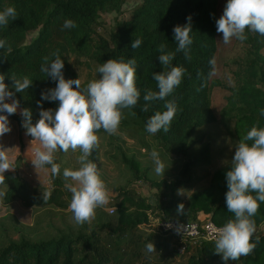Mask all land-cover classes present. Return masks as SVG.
Listing matches in <instances>:
<instances>
[{"label": "trees", "instance_id": "obj_1", "mask_svg": "<svg viewBox=\"0 0 264 264\" xmlns=\"http://www.w3.org/2000/svg\"><path fill=\"white\" fill-rule=\"evenodd\" d=\"M124 1L0 0V11L9 6L16 9L15 19L9 18L7 25L0 26V39L6 41L5 47L0 49V74L5 76L8 91L13 93L9 99L19 101L18 107L23 111L28 109L34 124L40 119L42 109L55 110L59 106L58 101L42 99V93L57 84L41 72L43 57L54 59L52 54L59 50L64 60L66 79L78 78L72 57L91 59L97 69L108 59L127 61L134 58L136 83L141 96L134 108L124 110L123 115L130 119H124L123 123H133L137 125L138 133H148L146 125L149 118L158 111L163 112L166 103V100L146 102L143 99L146 90L158 91L153 75L164 70L159 61V46L164 44L167 51L176 52L173 29L188 23L191 16V58L186 59L184 52H176L171 65L185 69L181 84L167 98L176 101L178 111L169 131L160 130L155 135L151 134L157 142L156 148H161L173 162L179 161L177 173L170 179L149 178V168L146 167L140 176L155 188L153 193L140 195L132 189L120 190L114 201L115 215L109 216L100 211L91 223L53 227L46 238L31 240L30 234L23 230V224L8 215L3 220L8 225H1L0 264H174L170 260L175 256H181L182 264H264V234L252 237L251 242L256 244V248L249 256L225 262L216 253L214 241L186 242L185 251L180 253L181 241L173 234L143 225L149 220V210L160 220L179 222H200L199 212L210 214V219L218 225L234 218L226 205V173L231 170L232 164L226 163L212 173L195 174L196 169L209 166L213 156L211 141L194 139V135L203 126L217 121L212 106L213 89L224 93V114L237 117L235 122L242 127L239 139L254 125L264 127V115H261L264 92L257 87L258 83L264 84V36L246 30L247 39L239 40L247 45L245 53L225 64V73L231 77L229 85L221 79L208 78L209 61L214 58L217 49L218 0H140L130 17L118 20L107 37L99 35L100 12H118ZM69 19L75 22L76 27H63ZM33 31L36 35L26 41L27 35ZM136 39H141L142 43L133 49L131 44ZM12 76L17 79L27 76L32 84L24 92H17ZM9 99L5 102L9 103ZM146 103L149 104L148 111H143ZM133 112L135 115L131 114ZM11 117L27 131L23 126L26 118L22 114ZM197 145L200 147L197 148ZM64 153H56L57 164L59 156ZM96 154L97 151L89 159L95 162ZM122 154L126 163L135 161L133 155L125 158ZM5 176L4 184H0V188L5 187L2 197L5 204L19 200L26 208L49 205L61 209L69 207L71 193L60 174L53 176L50 172L52 186L48 190L30 188L11 173H5ZM203 180L207 182L206 186L196 187L185 201L181 198L179 191L187 192ZM44 192H50L46 201ZM181 203L185 206L183 214L177 211ZM132 204L138 206L137 210L130 211ZM252 219L255 229L264 222V203H259L258 212ZM35 223H39V219ZM149 242L155 244V252L147 251Z\"/></svg>", "mask_w": 264, "mask_h": 264}, {"label": "clouds", "instance_id": "obj_2", "mask_svg": "<svg viewBox=\"0 0 264 264\" xmlns=\"http://www.w3.org/2000/svg\"><path fill=\"white\" fill-rule=\"evenodd\" d=\"M16 9L6 7L0 11V26L7 25L9 18L15 19ZM191 16L188 23L177 25L173 29L177 44L176 52H184L185 58L190 59ZM64 28H74L76 24L69 19L64 22ZM246 30L264 36V0H227L223 14L216 20V31L222 34L225 44L236 38L240 41L247 39ZM142 43L136 39L131 44L133 49ZM5 40L0 39V49L4 48ZM159 61L164 70L153 75L157 82L158 91L146 90L143 99L146 102L166 100L163 112H156L147 122L146 130L155 135L160 130L169 131L171 123L178 111L174 99H167L181 84L185 69L171 66L176 52L167 51L166 45L159 46ZM55 58L43 57L41 72L57 81L56 87L42 93L43 100L58 101L55 109H42L40 119L32 123L31 112L25 109L22 115L26 118L24 127L27 135L33 139L30 148L34 158L32 163L36 170L50 166L53 176L60 174V165L56 163V153H67L79 150L78 168H65L63 177L65 187L71 193L69 209L78 225L91 223L96 211L109 202V190L101 178L97 164L89 159L92 153L99 148L100 137L98 133L104 130L116 134L123 119L125 109L134 108L140 100L141 92L137 86L136 60L108 59L97 69L100 77L93 79L82 86L80 78L66 79L64 76V60L59 50L52 54ZM210 72L208 78L216 75V60L209 61ZM17 92H24L30 87L32 81L27 77L17 79L12 76ZM5 76L0 74V137L12 131L9 116L16 113L19 101L5 102L13 93L8 91ZM75 86V87H74ZM149 104L143 106L148 111ZM135 115V113H131ZM261 115H264L262 110ZM10 149L0 146V184H4L5 173L13 169V160L9 156ZM150 156L155 165V173L163 175L166 165L161 160L156 148ZM231 170L226 173L227 210L234 214L222 227L217 229L214 242L215 251L227 261H237L249 256L256 248L252 243L255 233V224L252 219L259 209V203H264V127L254 125L240 139L235 148ZM255 193V195H253ZM4 193L0 192V196ZM50 192H44L46 201ZM259 202V203H258ZM184 204L178 206V213L183 214ZM169 227H172L170 224ZM184 226L176 227L177 233L183 231ZM258 239V237H257ZM149 253L155 252V244L146 245Z\"/></svg>", "mask_w": 264, "mask_h": 264}, {"label": "rangeland", "instance_id": "obj_3", "mask_svg": "<svg viewBox=\"0 0 264 264\" xmlns=\"http://www.w3.org/2000/svg\"><path fill=\"white\" fill-rule=\"evenodd\" d=\"M139 2L140 0H125L118 12L114 10L100 12L97 33L103 37H107L114 29L116 22L130 17L132 9ZM226 3L227 0H218L216 20L223 14ZM35 35L36 31L29 33L26 41H29ZM216 42L217 49L214 56L216 60V75L211 78L221 79L225 83L231 85V77H227L225 73V64L237 55H243L246 51L247 45L240 43L236 38H233L230 43L225 44L222 40V34L218 32L216 33ZM71 61L73 68L78 73V78L82 81V86H86L91 80L100 77L93 60L84 57L78 59L72 57ZM257 87L264 92V84L258 83ZM8 102L12 103L13 101L9 99ZM225 103L226 101L223 91L213 89L212 106L217 116V121L203 126L194 135V139H202L203 142L211 141L213 157L209 166L196 169L195 174L199 175L204 172L212 173L226 163H231L235 155V148L240 141L239 136L242 127L235 122L237 117H232L229 113L224 114L222 109L225 107ZM22 112L23 110L18 107L15 114L21 115ZM233 112L235 113V111ZM124 119L130 118L123 115L119 130L116 134L110 135L104 130H100L98 133L100 137V145L99 148L94 151H97L95 163L98 166L101 178L109 190L110 198L106 206L97 209L96 214H99L100 211H102L109 216L115 215L116 204L114 201H116V197L120 190L132 189L140 195H149L150 193H153L155 188L140 176L146 167L149 168V178L164 177L168 179L176 175L179 168V161L173 162V159L164 154L161 148H156V146H158L157 142L153 139L151 134L138 133L137 125L133 123L131 125H125L123 123V121H125ZM9 120L12 131L5 134L3 137H0V146L4 149H10L8 154L13 160V169L6 173H11L14 176L20 177L30 188H35L37 190L50 189L52 186L50 180V168L45 166V168L36 170L32 163L34 154L30 146L33 138L27 135V131L21 128L11 116H9ZM200 146H202V144H200ZM200 146L197 145V148ZM153 148L158 150L161 160L166 165L164 176L155 173V165L150 156ZM122 153L125 154V158H129L133 155L135 161L131 164L126 163L123 160ZM80 154L79 150L73 152L70 149L67 153L59 156L60 177L64 185L66 184L63 177L64 169L78 168L79 165L77 159ZM203 181L204 182L198 184V186L194 185L187 192L179 191L178 193L181 198L185 201L188 195L192 193L196 187L206 186L207 182L205 180ZM4 189L5 187L2 186L0 192H4ZM2 197L3 196H0V233H2L1 225H8L6 221H3L8 215L15 217L18 223L23 224V230L30 234V237L32 238L31 240H37L36 238H46L53 231V227L62 228L64 226L68 227L76 224L69 207L67 209H61L49 205L45 207L33 206L26 208L19 200H14L10 204H5ZM129 207L130 211H135L138 208L137 205L133 204ZM111 210H113V212ZM148 213L149 220L148 222L143 223L146 227L149 222L152 223L159 219L155 217L150 210ZM198 215L200 225H202L207 219H210V214L208 213L199 212ZM37 218L39 219V223L36 224L35 221L38 220ZM153 224H155V222ZM153 224H151L150 227L155 229ZM258 234H264V222L255 229L253 237ZM180 245H182V243H180ZM183 251L180 246L179 252L182 253ZM180 257L181 256H175L170 260V263L182 264L183 261L180 260Z\"/></svg>", "mask_w": 264, "mask_h": 264}, {"label": "built area", "instance_id": "obj_4", "mask_svg": "<svg viewBox=\"0 0 264 264\" xmlns=\"http://www.w3.org/2000/svg\"><path fill=\"white\" fill-rule=\"evenodd\" d=\"M113 212V210H111ZM155 222V224H153ZM152 223H148L147 227H150L151 224L155 227L154 230L162 233H171L182 243V251L184 249L185 243L190 242L191 244H196L200 240L204 239L207 241H214V237L217 229L223 225L215 224L211 219H207L202 225L199 222H179L176 220H155ZM172 227H169V225ZM183 225V231L177 233L175 230L177 226Z\"/></svg>", "mask_w": 264, "mask_h": 264}]
</instances>
